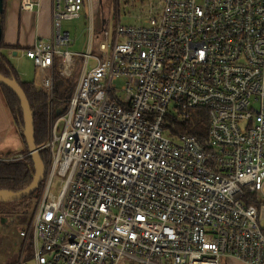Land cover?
Listing matches in <instances>:
<instances>
[{
    "label": "built area",
    "instance_id": "built-area-1",
    "mask_svg": "<svg viewBox=\"0 0 264 264\" xmlns=\"http://www.w3.org/2000/svg\"><path fill=\"white\" fill-rule=\"evenodd\" d=\"M138 3V23L115 13L69 52L62 21L84 0H51L50 36L19 51L49 94L54 69L76 77L38 147L47 164L14 264H264V0ZM196 107L206 141L172 134L166 118Z\"/></svg>",
    "mask_w": 264,
    "mask_h": 264
},
{
    "label": "trees",
    "instance_id": "trees-1",
    "mask_svg": "<svg viewBox=\"0 0 264 264\" xmlns=\"http://www.w3.org/2000/svg\"><path fill=\"white\" fill-rule=\"evenodd\" d=\"M2 2V11L0 12V74L10 79H14L21 87L28 101L32 112L34 142L37 147L42 145L48 138V129L50 117L56 116L54 110L62 107L69 99L72 88L58 75L56 69L53 71L52 91L49 94L40 84L34 81H24L19 78L17 71L11 64L3 50H19L18 45L5 44L3 41L4 21H5V3ZM0 97L3 105L7 109L13 125L20 134L24 142V153H27L26 143L23 137L24 120L23 112L18 98L11 90L0 84ZM50 108L52 114H50ZM51 115V116H50ZM170 132L191 134L199 138L202 142L206 141L207 114L204 108L190 109L187 117L182 120L166 118ZM39 158L46 166L47 152L42 149L39 151ZM34 174L33 163L29 155L23 161L18 162H0V190L18 192L32 181ZM37 190L32 194L23 196L16 200H0V213H13L21 205L33 204L36 198ZM30 204V205H31Z\"/></svg>",
    "mask_w": 264,
    "mask_h": 264
},
{
    "label": "rangeland",
    "instance_id": "rangeland-1",
    "mask_svg": "<svg viewBox=\"0 0 264 264\" xmlns=\"http://www.w3.org/2000/svg\"><path fill=\"white\" fill-rule=\"evenodd\" d=\"M84 3V10L81 12L79 18L62 21V27L68 28L71 31L72 37L75 38L74 44L66 48L69 52H85L86 50L87 31L85 27L88 26L89 21L86 18L88 16V0H85ZM90 6L92 15L100 22L105 21L109 29H112L114 25L112 15L115 13H118V20L123 25H133L140 21L137 18L140 7L138 0H90ZM84 11H86L85 15L83 14ZM73 28H75L74 32ZM92 52H95V50L92 49ZM90 65H92V62ZM13 66L21 80L37 82L42 77L41 73L32 64V61L26 57H21L14 62ZM75 77V73L69 80L60 76L71 88L75 82ZM51 119L52 117H50V121ZM36 190L37 194L33 204H23L13 213H0V264H14L17 258L16 248L20 242L18 230L23 228L30 220L37 197H39L41 185Z\"/></svg>",
    "mask_w": 264,
    "mask_h": 264
},
{
    "label": "crops",
    "instance_id": "crops-1",
    "mask_svg": "<svg viewBox=\"0 0 264 264\" xmlns=\"http://www.w3.org/2000/svg\"><path fill=\"white\" fill-rule=\"evenodd\" d=\"M35 1L39 3V7L32 11L22 10L19 0H7L5 3L3 41L5 44L18 45L20 48L17 51L10 49L3 50L12 65L21 57H25L19 53L20 50L30 46L36 38H48L51 34V0ZM84 4L82 11L84 10ZM87 12L88 16L86 18L89 20L88 25H91L94 32H99L102 28L107 27L105 21L100 22L92 15L90 0H88ZM85 13L86 11L83 12L84 15ZM72 30L74 32L75 28ZM41 78L39 81L34 82L40 84ZM23 150L24 142L13 125L9 113L0 97V156L16 154L23 152ZM258 221L264 227V202L259 203L258 206ZM228 264L244 263L231 259L228 261Z\"/></svg>",
    "mask_w": 264,
    "mask_h": 264
},
{
    "label": "water",
    "instance_id": "water-1",
    "mask_svg": "<svg viewBox=\"0 0 264 264\" xmlns=\"http://www.w3.org/2000/svg\"><path fill=\"white\" fill-rule=\"evenodd\" d=\"M2 1L3 0H0V12L2 11V3H3ZM0 37H1V28H0ZM0 84L4 85L6 88L11 90L20 102V107L23 112V120H24L23 137L34 168L32 181L30 182L29 185H27L20 191L11 192L6 190H0V200L12 201V200L20 199L23 196L30 195L38 188L44 176L45 165L41 162L39 158V150L34 142L32 112L29 107L28 101L25 97V94L23 93L19 84L14 79L5 77L2 74H0Z\"/></svg>",
    "mask_w": 264,
    "mask_h": 264
}]
</instances>
